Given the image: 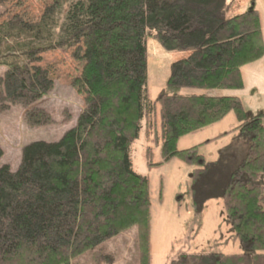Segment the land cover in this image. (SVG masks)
<instances>
[{
  "label": "trees",
  "instance_id": "obj_1",
  "mask_svg": "<svg viewBox=\"0 0 264 264\" xmlns=\"http://www.w3.org/2000/svg\"><path fill=\"white\" fill-rule=\"evenodd\" d=\"M230 1L52 0L36 21L0 18L4 110L25 108L31 127L54 122L38 106L54 87L39 65L42 55L56 51L80 65L71 87L83 99L75 125L59 141L24 146L15 172L0 166V264H70L133 227L138 264H150L148 183L133 172L129 157L141 122L155 144L162 143L163 163L179 159L195 168V184L212 166L198 147L179 151L177 143L229 113L248 152L214 185L244 252L183 256L172 264H264V116H246L236 97L160 93L152 102L146 96L148 39L166 52L187 54L171 63L167 87L243 88L240 70L264 55L261 23L256 10L225 18Z\"/></svg>",
  "mask_w": 264,
  "mask_h": 264
},
{
  "label": "rangeland",
  "instance_id": "obj_2",
  "mask_svg": "<svg viewBox=\"0 0 264 264\" xmlns=\"http://www.w3.org/2000/svg\"><path fill=\"white\" fill-rule=\"evenodd\" d=\"M51 2L5 0L6 7L0 6V18H11L13 14L36 21L44 6ZM227 5L225 18L250 10L259 13L264 45V0H231ZM186 55L166 52L153 39L146 41V96L149 101H155L160 93L236 97L246 116H264V55L240 70L241 90L204 92L167 87L171 63ZM39 66L49 70L54 87L52 93L38 102V106L45 109L54 122L48 126L31 127L25 121V108L14 105L4 110V106H0V166L9 165L12 172L20 165L24 146L34 142L59 141L75 125L83 109L82 96L71 87L73 80L79 77L80 65L70 58V53L56 51L44 54ZM3 73L4 69L0 68V76ZM68 112L71 121L66 123ZM238 125L234 113H229L220 122L179 139V151L198 147V155L206 165L212 166L201 182L193 184L191 174L195 168L179 159L163 163L162 143L157 141L155 144L145 130L144 121L141 122L138 138L130 146L129 157L133 172L144 177L148 183L150 264H172L183 256L192 255L243 254V248L227 222L218 188L214 185L217 183L216 186H220L226 180L228 171L245 159L248 141L239 140L240 135L235 131ZM261 125L264 130V119ZM147 151H150L149 156ZM212 163L216 165L213 167ZM136 236L137 228L133 227L105 243L89 258L83 256L69 263L138 264L141 252Z\"/></svg>",
  "mask_w": 264,
  "mask_h": 264
},
{
  "label": "crops",
  "instance_id": "obj_3",
  "mask_svg": "<svg viewBox=\"0 0 264 264\" xmlns=\"http://www.w3.org/2000/svg\"><path fill=\"white\" fill-rule=\"evenodd\" d=\"M240 139H242V138H240V136H239V140H240ZM237 142H239V143H240V141H238V140H237ZM241 142H242V147H244V145H243V144H245V142H243V140H242ZM246 147L248 148V145H247ZM246 153H247V151H246V149H245V153H244V154L246 155Z\"/></svg>",
  "mask_w": 264,
  "mask_h": 264
}]
</instances>
